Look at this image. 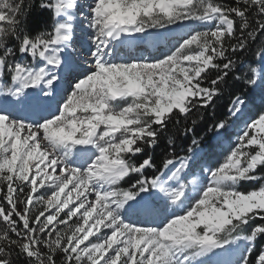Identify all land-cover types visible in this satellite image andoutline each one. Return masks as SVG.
Returning <instances> with one entry per match:
<instances>
[{"label":"snow or ice","instance_id":"1","mask_svg":"<svg viewBox=\"0 0 264 264\" xmlns=\"http://www.w3.org/2000/svg\"><path fill=\"white\" fill-rule=\"evenodd\" d=\"M39 8L51 24L30 34L25 0H0V264H264V111L203 177L185 182L195 138L190 155L169 153L159 169L150 154L135 162L169 123L221 95L231 57L264 34V0H40ZM78 8L92 59L57 100L61 70L72 71L65 52ZM181 22L207 27L154 61L113 59L126 37ZM255 56L264 62V47ZM244 103L233 100V117ZM19 106L35 118L16 115ZM228 127L221 120L210 130L219 137Z\"/></svg>","mask_w":264,"mask_h":264},{"label":"trees","instance_id":"2","mask_svg":"<svg viewBox=\"0 0 264 264\" xmlns=\"http://www.w3.org/2000/svg\"><path fill=\"white\" fill-rule=\"evenodd\" d=\"M218 2L231 5L234 3V0H218ZM39 3L40 0H25V8L27 11L26 15L21 17V27L27 30L30 34H36L42 29L48 28L51 24L50 13L46 10L40 9ZM205 29V27H199L194 31H202ZM261 47H264V34H260L255 42H250L246 50L231 57L236 61V67L227 77V84L221 85V95L215 99L211 107L207 109H194L187 119L180 118L178 124L175 121L169 123L167 130L160 134L158 144L152 149L146 148L143 154H140L135 158V162H141L145 156L150 154L153 156V163L156 165V169H159L162 167L163 160L169 158V153L174 157L189 155L187 148L191 146V141L194 138L200 141V145L197 146L196 149L206 150V153L214 150L219 141L218 139H215L216 136L214 135V130L210 129L213 128L214 124L221 120L228 121L229 124L231 123L230 109L232 107V102L236 97L242 98L248 103L252 100L255 94L254 86L247 84L246 81L253 77L251 68L258 67V58L255 56V53ZM214 76L215 72L213 70L210 73V77L214 78ZM237 76L240 77L239 80L235 79ZM205 83L207 84V81ZM193 120L196 121L194 132L186 133V128L193 127ZM228 135L226 133L223 134L222 140L227 139ZM169 139L173 141L172 145H169ZM154 174V170L151 169L146 172V175L149 177ZM135 179V176H133L131 180L125 178V181L121 182L120 187H129ZM251 186L252 185L250 184L244 185V187ZM257 223H259V221H257ZM260 243H264V240L257 241V248ZM57 259L59 264V257Z\"/></svg>","mask_w":264,"mask_h":264},{"label":"rangeland","instance_id":"3","mask_svg":"<svg viewBox=\"0 0 264 264\" xmlns=\"http://www.w3.org/2000/svg\"><path fill=\"white\" fill-rule=\"evenodd\" d=\"M87 3H90V0H84V1L82 0V5L87 4ZM84 11L86 12L87 9L85 8ZM87 23L88 22L86 20H82L80 16V11L79 9H77L75 12V19L73 21V26H74L73 41H72L71 46L68 48V51L71 52V54L69 55V58H72L75 64L80 65V67H78L73 73L66 74L64 76L65 78L62 79V81L64 80L65 83L63 81L64 84H63V87H61V90H63V92L61 96L65 95L66 90L70 91L69 86L66 81H68L71 77L75 76L79 70H82L83 68H85V65L87 66L90 65V62L92 59L90 56V50L92 49V44L89 40L91 29L87 27ZM199 27L206 28L207 25L200 24L199 22H181L175 25H171L167 29H158V30L149 29L148 34L144 36L142 39H136L135 35L128 36L121 43H117V44H121L122 46L119 48V50L116 53V56L113 57V59L119 62L121 60V57L124 56L123 60H131L132 58H136V59L145 58L150 62L154 61V59L162 58L163 54L168 53L170 50H173L174 46L177 44V41L181 37H184L187 34H190L196 28H199ZM186 28H188L189 30L186 32L185 35L182 36V34H178V32L184 31V29ZM154 36H159V42H158V46L155 48L156 50L152 53L145 45L144 46L134 45L135 40H138L140 42L144 41V43H148L149 42L148 39ZM126 42L132 43L134 45V46L132 45L131 48L127 49L128 52L122 49L123 47H126L129 45V43H126ZM256 69H257V73L255 74L256 83L253 85L255 94L252 100L249 101L248 103H246L244 99L240 98L245 103L243 105V111L239 113L236 117H233L230 112L231 119L234 120L235 122L233 123V121H231V123L229 124L228 130L226 133L227 135L230 134L228 135V139L227 140L225 139V141L222 140L223 135L219 137H215V139H220L221 144H219L218 142L217 147L209 153H206L205 152L206 150L195 149L196 156L192 161L190 173L185 177V182L191 180L194 175L198 178L203 177L204 173L202 169L204 167H207L209 163H213L218 159L222 161L224 149H226L230 143L233 145L235 144L236 134L239 133L240 130L244 127V122L250 116L254 117L260 111H264V62H261L258 59V67ZM6 83H10V79L6 81ZM59 86L60 84L57 86V88ZM0 99H2V97H0ZM8 99H12V98L9 97ZM19 107H22V106H19ZM22 108L25 109L27 107L23 106ZM17 109L18 108L15 109L16 115H18L16 111ZM189 192L191 194V187H189ZM158 196L161 202H163L164 200L163 194L158 193ZM143 218L144 217L141 216V219ZM222 258L229 259L230 257L224 256Z\"/></svg>","mask_w":264,"mask_h":264},{"label":"bare ground","instance_id":"4","mask_svg":"<svg viewBox=\"0 0 264 264\" xmlns=\"http://www.w3.org/2000/svg\"><path fill=\"white\" fill-rule=\"evenodd\" d=\"M84 1V0H83ZM78 5H82V0H78ZM79 9V8H78ZM79 11H80V9H79ZM189 29L188 28H186V29H184V31H181V32H178V34H182V36L183 35H185L186 34V32L188 31ZM148 39V38H147ZM146 39V40H147ZM164 39V38H163ZM124 41V40H123ZM148 43H144V41H138V40H135V42H134V45L135 46H146L149 50H150V52L152 53V52H154L156 49V47L158 46V42H159V36H154V37H151V38H149L148 39ZM130 42V41H129ZM129 42H126V43H129ZM161 42V41H160ZM125 43V44H126ZM125 44H123V45H125ZM132 43H129V45L128 46H126V47H123L122 49L123 50H126L127 52H128V50L127 49H129V48H131L132 47ZM133 45V46H134ZM160 45V44H159ZM122 45L121 44H116L115 45V50H116V53H117V51L119 50V48L121 47ZM159 48V47H158ZM147 50V49H146ZM125 51V52H126ZM130 51V50H129ZM158 51V50H157ZM71 54V52H69L68 51V49L66 50V52H65V56L68 58V60L71 62V65H72V71H71V73H73L78 67H80V65H77V64H75V62H74V60L72 59V58H69V55ZM73 57V56H72ZM124 56H122L121 57V60H123L124 58H123ZM88 60H90V59H88ZM80 61V60H79ZM82 65V64H81ZM89 66V65H88ZM87 65H85V67H88ZM61 76L63 77V79L65 78L64 76L66 75V74H70L68 71H64V70H61ZM64 81V80H63ZM63 81L60 83V86L57 88V95H56V99L57 100H59L60 99V97H61V95H62V92H63V90H61V87H63V84L65 83V81H64V83H63ZM65 90V89H64ZM23 107V106H22ZM22 107H17L18 109L16 110L17 111V114L20 116V114H21V116H24V115H27V116H29V118L30 119H34L35 117L34 116H32L31 115V110H29V109H27V108H25V109H23ZM55 107H56V105H55V103H53L52 104V109L51 110H54L55 109ZM46 112V113H45ZM41 115H48V110H42L41 111Z\"/></svg>","mask_w":264,"mask_h":264}]
</instances>
